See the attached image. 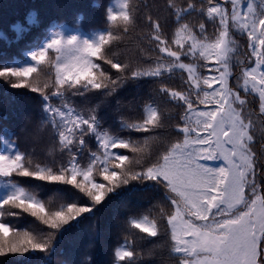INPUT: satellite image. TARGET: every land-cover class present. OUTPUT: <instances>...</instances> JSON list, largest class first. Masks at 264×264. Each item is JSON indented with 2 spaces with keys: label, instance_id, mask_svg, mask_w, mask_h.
Instances as JSON below:
<instances>
[{
  "label": "snow or ice",
  "instance_id": "6c2138e0",
  "mask_svg": "<svg viewBox=\"0 0 264 264\" xmlns=\"http://www.w3.org/2000/svg\"><path fill=\"white\" fill-rule=\"evenodd\" d=\"M118 7L117 12L108 10L107 19L118 22L121 34L109 31L90 43L55 32L33 51L32 66L0 69V78L11 88L40 93L54 143L67 157L41 163L20 151L0 155V187L6 189L0 194V257L50 255L62 230L98 211L110 194L135 181L164 190L167 211L160 208L157 215L164 222L165 243L175 264H264V151L254 147V117L264 124V0H206L199 5L195 0L183 5L166 0L165 16L145 18L155 55L135 64L110 54V45L136 26L135 10L127 0ZM193 14L202 17L198 25L187 20ZM170 20L171 33L166 31ZM238 38L245 40L243 49ZM50 51L56 54L54 80L42 88L33 86L29 77ZM177 71L186 87L172 88L163 82ZM146 79L158 81V93L182 109L174 125L177 138L154 159L145 155L149 137L141 141L113 134L103 127L99 114L118 89ZM250 96L258 98V112L250 108ZM72 97L97 102L78 111ZM144 112L139 120L122 118L120 131L154 133L162 126L156 108L146 105ZM260 143L264 147V137ZM207 161L220 163L209 167ZM17 178L26 179L18 183ZM31 181L70 185L83 194V202L46 207L33 191L21 186ZM24 213L49 231L39 236L19 232L4 220ZM127 224L149 238L160 235L155 217L132 218ZM125 241L115 249L113 264H136L137 253L128 236Z\"/></svg>",
  "mask_w": 264,
  "mask_h": 264
},
{
  "label": "trees",
  "instance_id": "16d2710c",
  "mask_svg": "<svg viewBox=\"0 0 264 264\" xmlns=\"http://www.w3.org/2000/svg\"><path fill=\"white\" fill-rule=\"evenodd\" d=\"M122 0H0V69L4 67H28L35 62L31 60L33 51L40 50L51 38L53 33L60 32L65 39L76 36L79 41L87 40L95 43L99 35L112 31L121 34L117 23L107 19L108 10L119 11ZM130 9H134L136 26L120 41L110 45V54L114 59L123 62L137 63L151 53L148 42V15L163 17L167 14L166 0H127ZM181 5L185 0H177ZM206 4V0H195ZM57 13V14H55ZM189 23L198 25L202 20L199 14L187 17ZM163 22V21H162ZM174 25L169 21L166 31L171 33ZM209 23V33L212 32ZM245 40H243V45ZM55 53L50 51L37 72L29 77V83L42 88L51 84L55 77ZM110 70L108 65L97 61ZM114 71V70H110ZM186 75V74H185ZM164 83L172 88L186 87L182 74L177 71L172 76H165ZM159 82L146 79L128 82L107 99L102 106L103 127L113 134L131 136L134 140L149 137L145 147V155L153 159L163 147L177 138L174 125L182 115V109L159 94ZM54 103H59L53 97ZM74 107L82 110L93 106L95 99L72 97ZM151 105L162 117V126L154 133H129L120 131V120H139L145 115L144 108ZM155 135V139L151 137ZM7 141L8 143H5ZM94 140L89 146H92ZM49 147L48 156L44 145ZM20 151L30 156L34 162L53 163L66 161L67 157L60 153L46 122V114L42 110V97L39 92L33 93L29 88L13 89L0 78V155ZM124 151V150H121ZM131 156L132 154L129 153ZM209 167L218 166V161H207ZM26 178H17L21 182ZM21 186L33 191L46 207L58 209L68 202H83L77 189L70 185L46 184L31 181ZM6 189L0 187V194ZM83 200H87L86 197ZM160 208L167 211L164 190L149 184L131 181L110 194L105 203L94 213L85 214L80 222H73L68 230H62L53 243L50 255L32 253L25 256L0 257V264H113L115 249L125 244L128 236L129 246L136 253V264H175V256L165 241L164 222L157 215ZM16 211V210H13ZM155 217L160 222V235L149 238L137 229H131L127 222L132 218ZM14 230L41 235L49 231L35 217L27 213L19 216L4 217ZM13 239V234H8Z\"/></svg>",
  "mask_w": 264,
  "mask_h": 264
},
{
  "label": "rangeland",
  "instance_id": "374dc122",
  "mask_svg": "<svg viewBox=\"0 0 264 264\" xmlns=\"http://www.w3.org/2000/svg\"><path fill=\"white\" fill-rule=\"evenodd\" d=\"M57 14V13H55ZM243 38H238V43L239 45L241 46V49H243ZM185 62H188L187 58H185ZM239 69H234V72H237L238 73ZM233 84H235V80L232 81ZM248 100H249V105H250V108L252 109H255L257 112H258V98L255 97V96H250L248 97ZM254 119L256 120V131H255V134H256V144H255V150L257 152H261V151H264V147L261 146V143H260V140L262 137H264V124H262L258 119H256L254 117ZM45 149H43L46 153L45 156H48V153H49V147L47 144L44 145ZM2 262V261H0Z\"/></svg>",
  "mask_w": 264,
  "mask_h": 264
}]
</instances>
